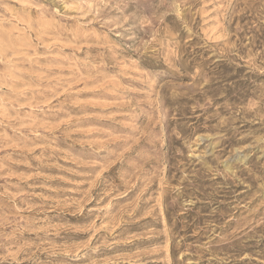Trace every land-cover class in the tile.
Here are the masks:
<instances>
[{
  "label": "rangeland",
  "instance_id": "rangeland-1",
  "mask_svg": "<svg viewBox=\"0 0 264 264\" xmlns=\"http://www.w3.org/2000/svg\"><path fill=\"white\" fill-rule=\"evenodd\" d=\"M0 264H264V0H0Z\"/></svg>",
  "mask_w": 264,
  "mask_h": 264
}]
</instances>
